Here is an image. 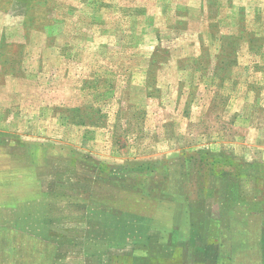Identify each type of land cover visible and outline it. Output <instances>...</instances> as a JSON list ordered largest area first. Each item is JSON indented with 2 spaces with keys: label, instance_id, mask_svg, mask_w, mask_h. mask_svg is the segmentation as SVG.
<instances>
[{
  "label": "rangeland",
  "instance_id": "rangeland-1",
  "mask_svg": "<svg viewBox=\"0 0 264 264\" xmlns=\"http://www.w3.org/2000/svg\"><path fill=\"white\" fill-rule=\"evenodd\" d=\"M257 263L264 0H0V264Z\"/></svg>",
  "mask_w": 264,
  "mask_h": 264
},
{
  "label": "crops",
  "instance_id": "crops-1",
  "mask_svg": "<svg viewBox=\"0 0 264 264\" xmlns=\"http://www.w3.org/2000/svg\"><path fill=\"white\" fill-rule=\"evenodd\" d=\"M210 199V198H209ZM209 199H204L205 201H207V202H213V203H218L217 205H219V204H221L220 202H221V200L220 199H216V198H212L211 200H209ZM209 204V203H208ZM209 216L210 215H208V220H209ZM200 220V219H199ZM196 221L195 220V223H196V225L198 226L199 224H200V221ZM213 225H214V228H216V226H217V224L219 223V220L215 217V214H213V218H212V221H210ZM209 221H208V225H209V223H210ZM242 226V225H241ZM216 231L217 230H213V236H215L216 237ZM209 233H212L211 231H209ZM219 233L220 232H218V235H219ZM179 235L181 234L182 235V237H184V238H188L189 236L191 237V238H195V237H201V235H198L199 233H178ZM188 234V235H187ZM187 235V236H186ZM251 235H253L254 237H253V241L251 242V245L250 246H248L247 247V253L248 252H251V253H253V254H255V256H257L258 255V253H259V249H260V233H257V231L255 230V233H251ZM202 236L204 237V235L202 234ZM209 249V252L212 250V248H208ZM258 264V263H257Z\"/></svg>",
  "mask_w": 264,
  "mask_h": 264
}]
</instances>
